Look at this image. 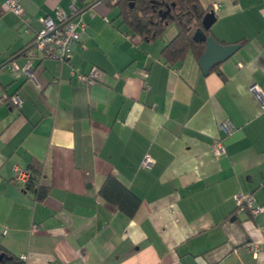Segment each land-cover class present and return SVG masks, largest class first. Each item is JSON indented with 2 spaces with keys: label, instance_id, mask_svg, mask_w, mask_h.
I'll use <instances>...</instances> for the list:
<instances>
[{
  "label": "crops",
  "instance_id": "0c3cea01",
  "mask_svg": "<svg viewBox=\"0 0 264 264\" xmlns=\"http://www.w3.org/2000/svg\"><path fill=\"white\" fill-rule=\"evenodd\" d=\"M199 1L208 11L220 4L210 35L240 44L205 75L192 54L163 61L174 25L146 41L119 6L76 0L73 20L86 27L69 59H37L29 78L9 63L23 66L38 19L69 13L71 0H19L28 26L0 7V253L25 264H264L245 246L263 248L264 211H239L234 200L241 192L264 207V110L249 91L264 88V2ZM92 67L90 86L73 74ZM31 163L49 188L42 201L13 181L14 167ZM109 174L140 198L133 217L98 195Z\"/></svg>",
  "mask_w": 264,
  "mask_h": 264
},
{
  "label": "trees",
  "instance_id": "16d2710c",
  "mask_svg": "<svg viewBox=\"0 0 264 264\" xmlns=\"http://www.w3.org/2000/svg\"><path fill=\"white\" fill-rule=\"evenodd\" d=\"M108 4L119 6L122 23L140 39L152 41L161 37L168 26L176 27L175 36L160 52L168 66L183 61L188 54H192L198 61L204 52L205 43L193 40L195 30L202 27V19L208 12L199 0H133L132 5L129 0H108ZM167 8L170 12L162 17V12ZM204 32L209 35L210 28ZM215 67L216 65L211 69ZM10 100L11 96L8 98ZM34 165L31 163L27 169L32 174V179L24 190L33 192L35 198L42 201L49 188L36 182L35 175L39 172ZM98 195L129 218L133 217L140 205V198L113 174L106 176L98 189ZM0 256V264H25L5 250H2Z\"/></svg>",
  "mask_w": 264,
  "mask_h": 264
},
{
  "label": "built area",
  "instance_id": "2783aa9c",
  "mask_svg": "<svg viewBox=\"0 0 264 264\" xmlns=\"http://www.w3.org/2000/svg\"><path fill=\"white\" fill-rule=\"evenodd\" d=\"M100 0H95L98 2ZM264 2V0H262ZM76 0H71L69 3V13H66L62 9H56L55 17L56 20L51 16L40 17L39 23L41 28L36 32L35 37L29 47V53L26 58L25 63L22 67H18L13 61L9 63V68L12 71H21L26 77L33 78V68L34 62L41 58H51L59 61L69 59L72 47L75 42L80 39L81 33L86 27V23L79 17L73 20L78 12L75 4ZM219 3L212 4V8L209 11H215L219 6ZM1 11L12 12L15 14L23 25L28 26L29 20L25 16L24 8L20 4L19 0H5L1 4ZM74 71H72L73 73ZM99 69L97 67H92L90 71L86 74L83 73H73L76 74L77 79L84 83L86 86L94 84L99 79ZM142 77H146L147 73L145 71L141 72ZM249 91L252 92L259 102L260 107L264 110V88L253 84L249 87ZM2 100V99H0ZM11 103L15 107L19 108L21 105V99L18 95L11 96ZM220 127L228 132L233 129L230 121L225 120L221 123ZM214 153L220 155L224 152V143L220 138L214 141ZM153 163L150 157H145L142 161L143 167H150ZM32 179V174L25 168L16 165L13 171V181L18 183L23 189H25L26 184ZM234 200L236 208L239 211H248L251 215H257L258 213L264 211V207H254V199L249 194L238 192L234 195ZM36 225L32 226V229H37ZM259 231L262 237L263 248L259 246L257 242H248L245 246L254 254L264 253V225L259 226ZM21 260H25V255H20Z\"/></svg>",
  "mask_w": 264,
  "mask_h": 264
},
{
  "label": "water",
  "instance_id": "95a60500",
  "mask_svg": "<svg viewBox=\"0 0 264 264\" xmlns=\"http://www.w3.org/2000/svg\"><path fill=\"white\" fill-rule=\"evenodd\" d=\"M132 5L133 0H129ZM170 12L167 8L162 12V17H165ZM215 21V14L213 11H208L202 19V27L197 28L193 34V40L196 42H204L205 49L200 58L198 65L201 72L205 75L209 70L218 64L220 61L230 58L240 47L238 43H222L214 36L207 35L204 30H208ZM1 259V256H0Z\"/></svg>",
  "mask_w": 264,
  "mask_h": 264
}]
</instances>
